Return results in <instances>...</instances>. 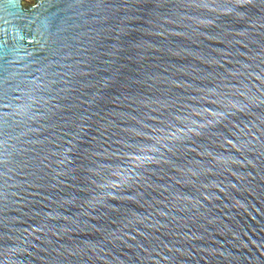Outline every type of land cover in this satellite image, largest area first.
I'll use <instances>...</instances> for the list:
<instances>
[{
    "label": "water",
    "instance_id": "1",
    "mask_svg": "<svg viewBox=\"0 0 264 264\" xmlns=\"http://www.w3.org/2000/svg\"><path fill=\"white\" fill-rule=\"evenodd\" d=\"M0 264H264V0H0Z\"/></svg>",
    "mask_w": 264,
    "mask_h": 264
}]
</instances>
